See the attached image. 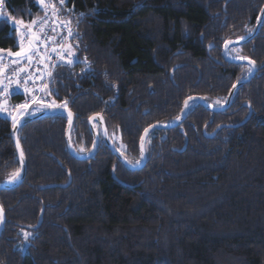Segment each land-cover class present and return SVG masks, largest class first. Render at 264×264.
<instances>
[{"label":"trees","instance_id":"trees-1","mask_svg":"<svg viewBox=\"0 0 264 264\" xmlns=\"http://www.w3.org/2000/svg\"><path fill=\"white\" fill-rule=\"evenodd\" d=\"M51 1L79 33L72 38L79 60L57 63L49 87L75 114L74 148H92L89 118L100 113L131 162L140 159L146 127L172 122L191 95L222 101L247 76V65L223 61L222 47L250 33L264 7V0H66L63 8ZM3 4L0 50L16 53L11 18L29 24L46 12L37 0ZM234 50L254 58L259 72L229 109L194 102L181 127L153 130L142 169H129L103 139L93 157L76 158L66 113L22 126L28 170L20 185L0 190L7 215L0 264H264V25ZM21 170L13 119L0 112V183ZM24 229L32 232L26 248Z\"/></svg>","mask_w":264,"mask_h":264},{"label":"water","instance_id":"water-1","mask_svg":"<svg viewBox=\"0 0 264 264\" xmlns=\"http://www.w3.org/2000/svg\"><path fill=\"white\" fill-rule=\"evenodd\" d=\"M263 24H264V7H263V9H262V11L260 13L257 25H256V27H255V29H254V31L252 33H250L247 37H245L243 39L229 40V41L226 42L227 47L224 46L225 58L228 61H232V62H236V63H249V61H253V60H251L249 58L248 59L232 58L228 54V49L231 46L239 45V44H242V43H246V42L250 41L251 39H253L259 33V31L261 30V28L263 27ZM210 47H212V45ZM252 66H253L252 71L245 78H243L242 80L236 82L234 84L235 87L231 88V90H230V92H229V94L227 96L226 102L223 105H220V106L213 105V104L207 102L203 97H201L199 95H193V96H190L192 99H189L190 97H188L185 100V101H187V106L184 103V107H183L182 113L180 115V118L177 121H174L172 123H155V124H152L149 127H147L146 129H149L148 133L145 134V132H143V135H142V137H145V146H144L143 156H141L140 163H137V164L128 163V162L125 161V156L123 155V153L118 149V147L115 145V143L110 138L108 130H107L106 122L104 120L103 115H101V114H94V115H92L90 117V127H91V130H92V132H93V134L95 136V142H94L93 148L88 153H78L75 150V148H74L73 139H72V128H73V124H74V121H75V114L69 107H67V106L66 107H62L63 105H57L58 107H50V106L43 107V108L41 107L39 110H37L35 112H31L29 114L22 115L21 117H19L16 120L17 122H16V125H15V128L13 127V136H14V141H15L16 147H17V152H18V155H19V158H20V162H21V151L23 153V160L21 162V166H22L21 174L14 181L0 183V190L17 187L18 185H20L26 179L27 170H28L27 159H26L24 150L22 148V145L20 143V140H19V130H20V128L22 126H24L25 124H27L29 122H32L34 120H37V119L42 118V117H44L46 115H49V114L66 113L68 115V125H67V130H66V139H67V144H68L69 151L76 158L86 160V159H89L92 156H94L95 153L97 152L98 147H99L100 136H99V134H98V132L96 130L95 124H94L95 120H98L100 122V124H101L102 132H103V135H104L108 145L117 154V156L120 158V160L129 169H131V170H139V169L144 168L146 166V164H147V161H148L147 152H146V139H147V136L149 135V133L152 130L158 129V128L167 129V128H172V127L180 125L183 122V120H184V118H185V116L187 114L189 105H190V103L192 101H197V102L203 104L206 108H208L211 111H224V110L228 109L230 107L232 101H233L234 95L237 92V90L239 88H241L242 86H244L245 84H247L249 81H251L252 78L257 73L258 66H257V63L255 61H254V64H252ZM69 113H71L70 117H69ZM17 140L19 141V144H17ZM66 185H68V183L65 184V186ZM2 209H3V207H2ZM6 223H7V215H6L5 210L3 209V219L0 221V236L3 233V230H4L5 226H6Z\"/></svg>","mask_w":264,"mask_h":264},{"label":"snow or ice","instance_id":"snow-or-ice-1","mask_svg":"<svg viewBox=\"0 0 264 264\" xmlns=\"http://www.w3.org/2000/svg\"><path fill=\"white\" fill-rule=\"evenodd\" d=\"M37 2L41 5L42 8H44L45 12H51L52 17L54 18L53 23L51 26L48 24V18L43 17V18H36L32 19L29 24H25L23 20H15V18H11L13 22L16 25L15 31H19V42H18V47L20 48V51L16 53H11L9 51V56H16V57H21V58H27L31 60V53L33 52L34 49L38 50V45L43 43L45 47L48 46L49 43L56 45L52 47V52L56 53L60 60L68 65H71L74 63V60L72 57H74L75 53L73 51V45L70 42L71 39L74 36L79 35L78 32H75L72 27V20L71 19H66V20H60L58 16L59 9L57 8L56 4L51 2L49 0L48 3H45V0H37ZM66 4V0H59V5L61 8H63ZM68 11H72V9H68ZM87 13L81 12L79 14L80 17L85 16ZM3 12L0 11V16H3ZM38 26V30H33ZM21 27H23V31H20ZM46 28L51 30L52 32H57V29H59L58 35L60 36L61 40H64L65 43H58L57 39L52 36H42V33L46 32ZM243 39V38H241ZM27 40V44L24 43V41ZM227 47V44L225 45ZM240 59H248L246 57H238ZM85 63H87V60L85 58ZM250 66L254 64V61H249ZM3 70L0 69V72ZM23 71V69H21ZM249 72H251V67L249 68ZM18 82V81H17ZM0 84H3V81H0ZM5 90H7L8 85H4ZM235 87V85H233ZM25 91H28L26 88ZM189 99H192L191 97ZM185 105L187 106V101H185ZM20 108H26L27 105H20L18 106ZM50 107H58L55 103L50 105ZM62 107H66V104L63 105ZM0 110L7 112L6 108H3L2 105H0ZM71 116V113H69V117ZM16 117L13 116V127L15 128L16 125ZM149 129H144L145 134H147ZM17 144H19V141L17 140ZM144 146H145V137H141L140 140V149H141V156H143L144 152ZM80 151H84L83 148L80 149ZM23 160V153L21 151V162ZM125 161L128 163H132L131 161H128L127 158L125 157ZM135 163H140V161H135ZM19 176V172H15L12 174L10 178V182L14 181L17 177ZM3 219V209L2 206H0V220ZM23 237L25 241L28 240L29 236L31 235L30 233L23 231L22 232Z\"/></svg>","mask_w":264,"mask_h":264},{"label":"built area","instance_id":"built-area-1","mask_svg":"<svg viewBox=\"0 0 264 264\" xmlns=\"http://www.w3.org/2000/svg\"><path fill=\"white\" fill-rule=\"evenodd\" d=\"M3 7V0H0V11L3 10ZM43 17L48 18V24L51 26L54 20L51 12H46L45 15L40 18ZM35 30H38V26ZM57 30L59 31V29ZM41 35L52 36L48 28H46V32ZM59 43H65V41L60 39ZM52 46L53 44L51 43H49L47 47H45L43 43L39 44L37 46L38 50H33L34 57L30 61H25L24 59H19L15 56H9L8 53H5L0 57V63L4 66L6 73L5 85H8L7 88H9V91L6 90L1 93L2 98L12 100L13 95L19 94L24 96L22 102L25 103L44 101L45 96L41 89L43 88L45 79L51 74L49 72L53 71L56 59L60 60L56 53L52 52L50 55L45 54V49L51 48ZM21 69H23V71H21ZM47 71H49V74L46 75ZM26 88L28 91H25ZM28 98H32L33 100L28 101Z\"/></svg>","mask_w":264,"mask_h":264},{"label":"rangeland","instance_id":"rangeland-1","mask_svg":"<svg viewBox=\"0 0 264 264\" xmlns=\"http://www.w3.org/2000/svg\"><path fill=\"white\" fill-rule=\"evenodd\" d=\"M49 2V0H45V3H48ZM52 2V1H51ZM2 12H3V16H0V17H4V16H6V14H5V12H4V10H2ZM44 16V15H43ZM59 16V15H58ZM59 19L60 20H64V19H61L60 17H59ZM15 24V23H14ZM33 30H35V28L33 29ZM20 31H23V29L21 28L20 29ZM58 33H59V31L57 30V32L55 33V34H57V35H54V33H52V36H54L56 39H57V42L59 43V40H60V36L58 35ZM20 34V33H19ZM71 43H72V45H73V42H72V39H71V41H70ZM24 43L25 44H27V40H25L24 41ZM54 46H56V45H53L52 47H54ZM51 47V48H52ZM51 48H46L45 49V54L46 55H50L51 53H52V49ZM7 51H10V50H7ZM73 51H74V53H75V55H74V57H72V59L74 60V63H76L79 59H78V57H77V52H76V49L74 48V45H73ZM11 52V51H10ZM11 53H14V52H11ZM46 55H45V59H46ZM14 56V55H13ZM33 57H34V52H33V54H32V58H31V60L33 59ZM25 61H30V60H26L25 59ZM60 62V60H58V59H56V62H55V65L57 64V63H59ZM62 62V61H61ZM73 63V64H74ZM54 65V66H55ZM49 71H47V73H46V75L47 74H49V73H52V72H49ZM0 74H1V72H0ZM50 75L51 74H49V76H47V78L45 79V83H44V85H43V88L41 89V91L43 92V95L45 96V99H44V101H34V102H36V103H38V104H40L41 106H44V107H48V106H50V105H52L53 103H55L56 104V102L54 101V99H52L51 98V95H50V93H49V87H50ZM4 90H5V87H4ZM3 90V91H4ZM7 90L9 91V88H7ZM2 91V92H3ZM1 92V93H2ZM0 98L2 99V100H5L6 101V105H7V107H6V109H7V112H4V111H2V110H0V112L3 114V115H6V116H11L12 117V119H13V116L14 117H16V120L19 118V117H21L22 115H25V114H23L24 112H29V111H31L32 109H33V105H31L32 103H25V102H22V103H15V102H13L11 99H6V98H2V94H0ZM31 101V100H33L32 98H28V101ZM20 105H27V107L26 108H20V107H18V106H20ZM57 105V104H56ZM26 114H29V113H26ZM116 138H117V140L120 142V139H119V136H116ZM121 145V147L122 148H124L125 146L121 143L120 144ZM10 182V181H9ZM23 231H26V232H28V233H30L31 235L29 236V238L32 236V232L30 231V230H27V229H24V230H22V232ZM29 238H28V240L26 241V243H25V245H24V248H26L27 247V244H28V242H29Z\"/></svg>","mask_w":264,"mask_h":264},{"label":"flooded vegetation","instance_id":"flooded-vegetation-1","mask_svg":"<svg viewBox=\"0 0 264 264\" xmlns=\"http://www.w3.org/2000/svg\"><path fill=\"white\" fill-rule=\"evenodd\" d=\"M259 19V18H258ZM257 22H258V20H257ZM256 25H257V23L255 24V26H254V29H255V27H256ZM264 25V24H263ZM263 28V27H262ZM261 28V29H262ZM254 29L250 32V33H252L253 31H254ZM261 31V30H260ZM259 31V32H260ZM250 33H248L247 35H245L244 37H241V38H245V37H247ZM259 34V33H258ZM257 34V35H258ZM256 35V36H257ZM255 36V37H256ZM254 37V38H255ZM241 38H237V39H241ZM253 38V39H254ZM253 39H251L250 41H252ZM231 40H236V39H231ZM229 41V40H228ZM250 41H248V42H250ZM227 42V41H226ZM226 42L224 43V45H223V47H222V59H223V61H227V62H232V61H228L226 58H225V55H224V46H225V44H226ZM247 43V42H246ZM242 44H245V43H242ZM242 44H239V45H242ZM212 45V47H210ZM239 45H234V46H231L229 49H228V54L232 57V58H237L238 59V57H246V58H249V59H251V60H253V61H255L256 63H257V66H258V71H257V73L259 72V65H258V62L254 59V58H251V57H248V56H245V55H240V54H237L236 53V51L234 50V47L235 46H239ZM215 47V44L214 43H211L210 45H209V50H211V49H213ZM218 61H220V60H218ZM222 61V60H221ZM234 63H236V62H234ZM239 64H245V65H247V67H248V71H247V75L250 73L249 72V68L251 67V71H252V69H253V66L251 65L250 66V64L249 63H239ZM256 73V74H257ZM255 74V75H256ZM255 77V76H254ZM253 77V78H254ZM252 78V79H253ZM230 92V91H229ZM229 94V93H228ZM191 96H193V95H191ZM200 96V95H199ZM228 96V95H227ZM190 97V96H189ZM202 97V96H201ZM188 98V97H187ZM186 98V99H187ZM204 98V97H203ZM185 99V100H186ZM205 99V98H204ZM226 99H227V97L225 98V99H223L222 101H220V102H217V103H211V102H209V101H207L206 99V101L207 102H209V103H211V104H213V105H217V106H220V105H223L225 102H226ZM185 100H184V102H183V107H184V103H185ZM194 102H197V101H192L191 103H190V105H189V108H190V106L194 103ZM201 104V103H200ZM232 104V103H231ZM203 105V104H202ZM204 106V105H203ZM231 106V105H230ZM183 107H182V109H181V112H180V114H179V116L176 118V119H174L172 122H174V121H177L179 118H180V115H181V113H182V110H183ZM205 107V106H204ZM188 108V109H189ZM206 108V107H205ZM230 108V107H229ZM228 108V109H229ZM208 109V108H207ZM227 110V109H226ZM225 111V110H224ZM188 112V111H187ZM215 112H220V111H215ZM94 114H100V113H94ZM93 114V115H94ZM102 115V114H101ZM104 117V116H103ZM185 118H186V116H185ZM185 118H184V120H185ZM104 120H105V117H104ZM184 120H183V122H184ZM105 122H106V120H105ZM172 122H168V123H172ZM183 122L180 124V125H178V126H175V127H181L182 125H183ZM157 123H161V122H157ZM89 124H90V118H89ZM94 124H95V127H96V130H97V132H98V134H99V136H100V143H99V147H100V145H101V142H102V139L106 142V144L108 145V143H107V141H106V139H105V137H104V135H103V132H102V128H101V124H100V122L98 121V120H95V122H94ZM153 124H155V123H153ZM152 125V124H151ZM106 126H107V123H106ZM150 126V125H149ZM148 126V127H149ZM175 127H172V128H175ZM91 128V127H90ZM147 128V127H146ZM145 128V129H146ZM158 129H161V128H158ZM167 129H169V128H167ZM107 130H108V126H107ZM154 130H156V129H154ZM153 131V130H152ZM151 131V132H152ZM91 132H92V130H91ZM144 132V131H143ZM150 132V133H151ZM108 133H109V136H110V138L112 139V141L115 143V145L118 147V149L123 153V155L125 156V154H124V150L125 149H127V146H126V144L121 140V137L119 136V139H120V142L117 140V138H116V136H118V135H116V134H114L113 136L110 134V132H109V130H108ZM149 133V134H150ZM92 134H93V132H92ZM143 135V134H142ZM149 136V135H148ZM148 136H147V138H148ZM93 137H94V142H95V136H94V134H93ZM142 137V136H141ZM141 140V139H140ZM94 142H93V145H94ZM123 144L125 147L124 148H122L121 147V145L120 144ZM146 143H147V139H146ZM74 145V144H73ZM109 146V145H108ZM99 147H98V149H99ZM110 147V146H109ZM92 148H93V146H92ZM91 148V149H92ZM111 148V147H110ZM90 149V150H91ZM98 149H97V151H98ZM147 149V148H146ZM89 150V151H90ZM112 150V149H111ZM88 151V152H89ZM113 151V150H112ZM88 152H83V153H88ZM114 152V151H113ZM147 152V151H146ZM79 153V152H78ZM115 153V152H114ZM96 154V153H95ZM116 154V153H115ZM117 155V154H116ZM93 157V156H92ZM118 157V156H117ZM126 157V156H125ZM119 158V157H118ZM127 158V157H126ZM120 159V158H119ZM128 159V158H127ZM129 160V159H128ZM141 160V149H140V159L138 160V161H140ZM121 161V160H120ZM130 161V160H129ZM122 162V161H121ZM123 163V162H122ZM132 163H134V164H137V163H135V162H132ZM124 164V163H123ZM125 165V164H124Z\"/></svg>","mask_w":264,"mask_h":264},{"label":"crops","instance_id":"crops-1","mask_svg":"<svg viewBox=\"0 0 264 264\" xmlns=\"http://www.w3.org/2000/svg\"><path fill=\"white\" fill-rule=\"evenodd\" d=\"M23 29V28H22ZM56 32H54V35H57V34H55ZM19 51H20V49H19ZM5 53H9V51H7V50H0V57L3 55V54H5ZM32 54H33V52L30 54L31 55V58H32ZM16 57V56H15ZM17 58H19V59H26V60H29V59H27L26 57L25 58H21V57H17ZM0 69H2L3 71L1 72V74H0V81H3V84H0V94H1V92L4 90V85H5V77H6V73H5V68H4V66L0 63ZM32 104L31 105H33V109L31 110V111H27V112H24L23 114H26V113H31V112H35V111H37V110H39L41 107L43 108L44 106H41L40 104H38V103H36V102H31ZM0 105H2L3 106V108H6L7 107V105H6V101L5 100H2L1 98H0ZM9 117H11V116H9ZM12 118V117H11Z\"/></svg>","mask_w":264,"mask_h":264},{"label":"bare ground","instance_id":"bare-ground-1","mask_svg":"<svg viewBox=\"0 0 264 264\" xmlns=\"http://www.w3.org/2000/svg\"><path fill=\"white\" fill-rule=\"evenodd\" d=\"M50 33H51V30H50ZM4 91H6V90H4Z\"/></svg>","mask_w":264,"mask_h":264}]
</instances>
